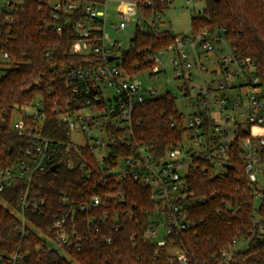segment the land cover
<instances>
[{
    "label": "built area",
    "instance_id": "obj_1",
    "mask_svg": "<svg viewBox=\"0 0 264 264\" xmlns=\"http://www.w3.org/2000/svg\"><path fill=\"white\" fill-rule=\"evenodd\" d=\"M20 1L0 0L1 20L9 26L15 21ZM39 1L50 12L46 26L61 32L63 23L58 21L64 17V24L73 25L76 30L71 51L96 55L98 61L86 66L53 67L52 74L46 79L47 95L55 91L58 78L67 87L61 96L53 99L50 108L64 125V137L44 134L49 108L41 94L31 103L14 110L19 118L14 124L11 121V126L19 134L29 136L30 145L25 149L24 162L0 170V203L6 204L2 193L12 188L14 182H27L26 189L17 199L19 231L25 237L29 229L34 228L27 213L42 214L46 210L45 197L33 193L30 188L35 175L54 165L78 169L83 175L81 180L85 189L93 184V192L87 194L86 190H80V198L78 193L63 198L47 231H39L42 251L62 250L70 255L71 250L81 247L82 241L91 238L90 225H94L96 231L98 226H109L106 219L111 216L117 221L112 223V231L117 233L124 222L136 218L135 210L122 208L121 204L127 196L126 180L136 181L149 189L148 203L142 207L140 222L146 240L155 246L157 252L168 249L171 264H192L187 245L177 240L191 226L190 206L197 200H205L195 194L190 175L195 171L212 175L223 173L228 168L225 164H229L237 138L240 139L239 156L250 182L258 183L264 174V137L255 134L252 128H264V86L257 67L249 57L238 58L225 36L202 30L196 35H177L172 43L158 51L145 47L146 61L153 60L154 63L147 71L133 76L122 64L125 52L134 45L135 33L125 49L118 40L106 38L109 0ZM117 1V14L121 19L117 30L131 26L134 21L137 22L135 32L162 30L163 13L141 8L138 0ZM80 5L86 17L72 23L68 15ZM221 43L229 45L228 51L219 47ZM166 52L172 53L175 76L182 79L179 90L184 98L191 99L193 111L186 116L177 107L184 119L185 130L182 138L167 147L161 156L157 145L139 137L134 126L139 123L137 110L147 99L168 91L175 100L178 97L169 88L159 90L144 85L141 78L146 75L155 79L165 71L159 57ZM52 53L53 48L47 49V56ZM110 57L114 59L110 60ZM10 62V54L0 50V77ZM212 62L218 67L210 68ZM208 71L213 74V79L205 77ZM196 79L199 80L197 90L192 85ZM85 108L92 112L83 113ZM175 125L176 121L172 120L171 126ZM240 127L245 128L248 135L240 137ZM73 133L83 134L87 142L76 144ZM256 200L263 203V194L259 191H256ZM225 205L229 206V203ZM256 217L259 219L257 211ZM259 231H264L261 223ZM105 238L112 241V236ZM244 245L248 247L246 237L233 238L219 255L231 263L237 259L238 252L247 248L243 249ZM0 261L26 264L21 252H0Z\"/></svg>",
    "mask_w": 264,
    "mask_h": 264
},
{
    "label": "trees",
    "instance_id": "obj_2",
    "mask_svg": "<svg viewBox=\"0 0 264 264\" xmlns=\"http://www.w3.org/2000/svg\"><path fill=\"white\" fill-rule=\"evenodd\" d=\"M138 1L141 8L164 14L171 0ZM202 1L205 3L203 10L191 18L190 35L208 30L225 36L238 58L249 57L252 60L264 86V0ZM49 15V9L39 0H21L11 26L0 17V50L8 52L12 59L0 77V170L24 162L25 149L30 145V137L19 134L11 126L14 110L31 103L41 94L49 108L44 134L64 137V125L56 113L50 112V108L53 99L61 96L67 87L58 78L55 91L47 95L46 79L52 74L53 67L59 69L67 64L86 66L98 61L96 55L73 53L71 43L76 37L74 26L64 24V17H60L58 22L63 23V30L54 31L46 26ZM68 16L74 23L86 17V13L80 5ZM176 36L169 30H136L134 45L125 52L122 67L133 76L147 71L154 61H146L145 47L158 51L172 43ZM49 48H53V53L47 56ZM135 63L138 64L136 67ZM38 83L40 87H37ZM136 117L139 120L134 126L137 135L145 141L154 142L161 156L167 147L182 138L185 130L184 119L177 110L174 95L169 91L143 102ZM172 120L176 121L175 126H171ZM252 128L255 134L264 137V128ZM246 135V129L240 127L239 136ZM239 150L240 139L237 138L230 152V166L223 173L212 175L195 171L190 175L195 194L205 199L197 200L190 206L191 226L177 239L187 245L192 264H264V231H259V224L264 225V174H261L262 179L258 183H251L243 168ZM262 157L264 163V153ZM82 177L78 169L63 166L55 170L51 166L47 171L35 175L30 188L33 193L45 197L46 210L42 214L27 213L34 228H30L25 237L19 231L17 199L26 189L27 182H14L12 188L2 193L6 204L0 203V252H21L25 255L26 264H171L168 249L157 252L155 246L144 237L141 227L142 207L148 203L149 189L129 179L126 180V200L121 204L122 208L136 211L135 219L124 222L117 233L112 231L111 225L117 221L111 216L106 219L109 226H98L96 231L94 225H90L91 238L82 241L80 248L71 250V260L55 249L42 251L39 248L42 243L39 231H47L61 200L79 194L80 190H86L87 194L93 192V184L85 189ZM256 191L263 194L262 204L256 200ZM77 197L80 198V194ZM226 202L229 206L225 205ZM106 236H112V241H106ZM241 237L248 239V247L237 253L236 260L227 263L219 255L221 250L233 238ZM0 264H4L3 261Z\"/></svg>",
    "mask_w": 264,
    "mask_h": 264
},
{
    "label": "rangeland",
    "instance_id": "obj_3",
    "mask_svg": "<svg viewBox=\"0 0 264 264\" xmlns=\"http://www.w3.org/2000/svg\"><path fill=\"white\" fill-rule=\"evenodd\" d=\"M117 3V0H109L108 2L106 38L110 41L118 40L121 43L122 48L125 49L129 46L130 40L134 36L137 22L134 21L131 26L117 30V26H119L121 21L117 14ZM204 5L205 3L202 0H171L168 8L163 14L160 28L162 30H169L174 35H190L192 28L191 18L194 14L200 13L203 10ZM110 41H107V44H109ZM219 47H223L226 51L229 49V45L226 43L219 44ZM159 58L162 63H164L162 67H165V71L161 72L158 78L155 79H150L146 75L141 76L145 82L144 85L148 87H156L159 90L169 88L170 91L178 94L176 104L180 112L186 116L191 114L193 111V108L190 106L191 99L184 98L182 92L179 90L182 79L175 76L174 65L171 61L172 53L166 52L160 55ZM216 66L218 67V64L212 62L209 67L213 68ZM205 77L207 79H213V74L208 71L207 74H205ZM192 85H195L197 90L199 80L196 79L193 81ZM90 112L92 111L88 108H85L83 111L85 114H90ZM18 118L19 114L15 111L12 116V124H14ZM72 138L73 141L79 145H83L87 142V138L81 133H73ZM187 143L190 144V142ZM219 170L223 171V168H219ZM246 247L247 245H244L242 248L245 249ZM59 252L62 253L67 260H71V256L68 253L62 250Z\"/></svg>",
    "mask_w": 264,
    "mask_h": 264
},
{
    "label": "water",
    "instance_id": "obj_4",
    "mask_svg": "<svg viewBox=\"0 0 264 264\" xmlns=\"http://www.w3.org/2000/svg\"><path fill=\"white\" fill-rule=\"evenodd\" d=\"M109 59L112 60V59H114V57H110ZM225 166H226V167H229V164H225ZM57 167H58V165H54V166H52V170L57 169Z\"/></svg>",
    "mask_w": 264,
    "mask_h": 264
}]
</instances>
